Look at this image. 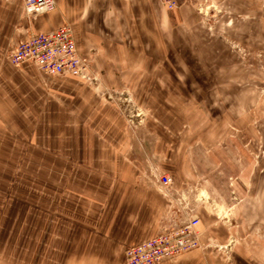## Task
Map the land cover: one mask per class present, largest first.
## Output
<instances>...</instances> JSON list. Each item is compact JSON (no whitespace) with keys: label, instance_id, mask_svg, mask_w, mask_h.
<instances>
[{"label":"rangeland","instance_id":"obj_1","mask_svg":"<svg viewBox=\"0 0 264 264\" xmlns=\"http://www.w3.org/2000/svg\"><path fill=\"white\" fill-rule=\"evenodd\" d=\"M185 6L205 30L197 35L217 34L228 52L195 41L185 54L166 39L157 52H86V78L34 65L21 71L22 93L34 88L38 100L20 98L0 117V264H95L63 259L62 247L74 242L61 240L62 208H71L65 189L79 176L113 186L129 168L166 198L172 183L191 191L175 198L184 213L167 214L155 236L207 206L226 226L217 225L226 241L207 243L209 230L200 229L195 251L214 250L233 264L241 205L264 176V0L241 16L195 0L178 9ZM177 27L166 21L167 31ZM223 28H241V38Z\"/></svg>","mask_w":264,"mask_h":264},{"label":"crops","instance_id":"obj_2","mask_svg":"<svg viewBox=\"0 0 264 264\" xmlns=\"http://www.w3.org/2000/svg\"><path fill=\"white\" fill-rule=\"evenodd\" d=\"M55 1V9L28 20L23 14L22 0H0V110L3 111L0 117H4L11 103L14 106L13 103L20 98L29 101L31 106L32 99L38 100V92L34 88L27 93H22L21 88L24 83L20 74L24 70L29 71L33 65L24 64L17 67V71L7 59L32 32H52L70 24L75 32L78 51L83 56L86 52H157L159 47L165 46L166 39L173 41V45L185 54L193 52L192 43L195 41H208L210 52H218V47L229 51L217 34L197 35L198 31L205 30L197 27L195 14L187 6L169 11L158 0ZM195 1L219 5L229 14L241 16V10L247 11L244 7L260 4L262 0ZM171 19L179 27L167 31L166 21L170 23ZM221 30L223 36L241 38V28L237 32L229 28ZM33 107L36 108L35 103ZM1 123L4 126V120ZM129 170L124 177L116 174V184L106 188H102L101 181L95 183L85 177L80 181V176L75 188L67 186L65 191L71 208H62L61 240L74 242L68 243V250L62 247L63 259L126 264L125 247L152 239L167 214L184 213L185 207L175 198L186 195L182 193L187 191L177 183H172L173 188L169 189V198H166L157 190L155 183H142L141 174ZM259 177L252 200L241 205V240L232 254L233 264L264 263V176ZM187 193L191 195V191ZM188 203L195 206L194 202ZM213 215L207 206L202 207L199 229L209 230L207 243H224L226 232L218 229L220 223ZM220 225L221 228L226 227ZM161 264H227V260L214 250L206 253L193 251Z\"/></svg>","mask_w":264,"mask_h":264},{"label":"built area","instance_id":"obj_3","mask_svg":"<svg viewBox=\"0 0 264 264\" xmlns=\"http://www.w3.org/2000/svg\"><path fill=\"white\" fill-rule=\"evenodd\" d=\"M12 2L14 0H1ZM169 11L178 9L186 0H158ZM28 16H37L56 8L55 0H22ZM8 61L15 67L32 64L45 74L74 75L86 78L90 73L88 60L77 48L75 32L65 24L52 32H32L8 55ZM160 183L168 187L169 176H162ZM200 220L190 218L180 225L172 226L152 239L125 251L126 264H161L173 261L185 254L202 249Z\"/></svg>","mask_w":264,"mask_h":264}]
</instances>
